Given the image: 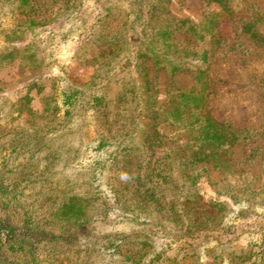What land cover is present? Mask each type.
<instances>
[{
	"label": "trees",
	"instance_id": "obj_1",
	"mask_svg": "<svg viewBox=\"0 0 264 264\" xmlns=\"http://www.w3.org/2000/svg\"><path fill=\"white\" fill-rule=\"evenodd\" d=\"M202 1L219 9L196 23L172 16V0H0V73L14 63L45 70L76 39L95 48L89 81L61 79V93L42 113L30 97L42 85L31 82L8 105L0 88V264H16L4 254L34 256L43 243L82 234L74 264H98L92 256L100 251L102 264H264V224L249 225L256 235L236 250L246 232L239 221L264 218L257 148L236 156L258 133L208 108L211 63L227 41L223 19L236 18L233 49L246 57L252 46L264 50V8L238 18L254 5ZM161 72L169 88L163 100L151 78ZM179 75L195 86L177 87ZM89 126L91 134H81ZM84 149L88 163L79 167ZM75 164L90 181L56 177ZM212 172L221 176L220 200L205 204L198 185ZM30 191L74 229L57 234L34 216L21 220L19 196ZM93 202L101 209L90 215ZM96 224L98 235L88 238L83 227Z\"/></svg>",
	"mask_w": 264,
	"mask_h": 264
},
{
	"label": "rangeland",
	"instance_id": "obj_2",
	"mask_svg": "<svg viewBox=\"0 0 264 264\" xmlns=\"http://www.w3.org/2000/svg\"><path fill=\"white\" fill-rule=\"evenodd\" d=\"M247 1L248 5L253 4L254 6L248 7L247 10L238 15V18L256 11L258 7L264 8V0ZM1 9L0 7V13ZM218 9V6L206 5L202 0H172L168 6L172 16L179 19H190L196 23L200 22L206 13ZM237 26L236 18L225 17L222 21L220 34L227 41L225 47L220 49L211 63L210 76L213 85L208 108L217 119L232 121L238 127H249L258 133L253 143L237 150L236 156L238 158H241L244 154L248 156L251 149L257 148L258 158L255 170L258 174L264 175V50L256 49L252 46L251 49L253 51L247 54L246 57L241 53L238 45H236L237 48L234 50ZM182 38L184 39V37ZM239 43H244V47L250 48L251 46L241 40ZM93 49L95 48L92 43L85 40V38L76 39L69 45L60 47L53 57V64L45 70L33 71L20 67L19 63L12 64L0 73V88L4 89V98H7L6 100L8 101L10 100V103L6 102V105L16 104L18 100L23 99L28 93L27 90H24V87L34 81L43 87L41 91L38 89L30 91V97H32L31 106L37 112H44L51 101L50 97L53 98L58 92L61 93L60 87L63 85L60 82L61 79H71L78 85L89 81L93 69L86 61L92 57ZM151 78L156 79V88L163 100L169 90L167 76L164 72H161L156 77L151 75ZM175 82L176 86L181 88L191 89L195 86V81L190 75H179L175 78ZM62 102V99L58 100L59 104H62ZM92 129L93 127L89 126L81 134L89 136ZM82 152L85 154V158L82 159L81 165H78L79 167L88 163L86 159L88 152L85 149ZM20 159L22 160L23 157H20ZM17 166L18 162H14L13 167ZM78 166L75 164L56 177L67 175L72 179L82 178L86 182L90 181L92 175L86 173L85 171L87 170L79 169ZM59 169L62 170V167H59ZM220 180L221 176L212 172L210 177L202 179L199 183L198 189L203 196L205 204L212 200H220L214 186ZM78 192L85 194L86 190L78 188ZM43 197V195L35 191L25 192L24 196H19V204L25 209L19 210V215L21 216L18 217L24 221L28 217L34 216L42 225L49 227L50 230L57 232V234L62 232L63 228L69 229L71 227L74 229L75 223H69L57 218L55 216L56 212L53 213V206L44 202ZM227 203L231 208L232 204ZM99 209H101L99 203L93 202L89 208L90 215L99 213ZM254 224H264V218L241 219L239 221L237 224L239 232H246L244 237L242 236L237 242L236 250L243 249L248 244V240L256 235V233L248 229L249 225ZM86 231L90 234L88 238L92 239V237L98 235V225L96 224L91 228L85 225L82 232ZM251 233L253 234L250 235ZM74 234L76 235V232ZM68 236L60 242L41 244L34 256H30L27 252H22L18 255L7 253L2 256L15 259L16 264H74L78 258V243L81 242L83 234L77 235L79 237L71 240L72 242L68 239ZM226 252L228 253V251ZM92 257L98 264H102L104 258L102 251L98 254H93Z\"/></svg>",
	"mask_w": 264,
	"mask_h": 264
}]
</instances>
